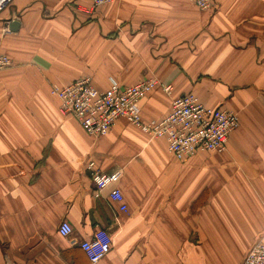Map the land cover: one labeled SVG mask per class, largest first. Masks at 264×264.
I'll list each match as a JSON object with an SVG mask.
<instances>
[{
    "label": "crops",
    "instance_id": "crops-1",
    "mask_svg": "<svg viewBox=\"0 0 264 264\" xmlns=\"http://www.w3.org/2000/svg\"><path fill=\"white\" fill-rule=\"evenodd\" d=\"M0 50V264H92L80 243L98 229L112 244L96 264H242L264 237V0H12ZM86 76L171 84L140 102L145 122L194 93L240 125L224 151L183 160L125 118L96 137L51 92ZM91 160L121 172L98 197Z\"/></svg>",
    "mask_w": 264,
    "mask_h": 264
},
{
    "label": "built area",
    "instance_id": "built-area-1",
    "mask_svg": "<svg viewBox=\"0 0 264 264\" xmlns=\"http://www.w3.org/2000/svg\"><path fill=\"white\" fill-rule=\"evenodd\" d=\"M119 0H92L98 7ZM201 10L216 7V0H189ZM12 0H0V11ZM12 61L0 50V71L8 68ZM161 88L171 95L173 86L157 77H149L129 86L111 80L110 86L99 89L90 77H81L64 85H53L51 92L60 100L64 114L73 116L89 134L99 137L108 134L116 121L127 119L151 137H163L171 154L178 160L205 151H224L231 134L240 125L239 113L226 107H212L204 104L194 93L182 94L171 100V111L162 119L145 122L142 119L140 102L154 89ZM88 169L95 186V195L116 184L121 172L105 173L91 160ZM111 197L123 202L119 188L111 191ZM120 197V198H119ZM126 210L125 205H121ZM63 237L73 233L72 225L64 220L59 226ZM75 243V240H73ZM112 238L105 229L95 231L91 239L80 243L92 264L98 263L110 251ZM242 264H264V237L255 242Z\"/></svg>",
    "mask_w": 264,
    "mask_h": 264
},
{
    "label": "bare ground",
    "instance_id": "bare-ground-1",
    "mask_svg": "<svg viewBox=\"0 0 264 264\" xmlns=\"http://www.w3.org/2000/svg\"><path fill=\"white\" fill-rule=\"evenodd\" d=\"M3 52V51H2ZM206 152H209V151H206ZM89 258V257H88Z\"/></svg>",
    "mask_w": 264,
    "mask_h": 264
}]
</instances>
